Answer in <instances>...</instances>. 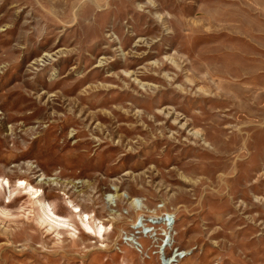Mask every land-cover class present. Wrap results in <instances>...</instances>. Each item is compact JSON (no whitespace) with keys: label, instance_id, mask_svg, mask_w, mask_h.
<instances>
[{"label":"rangeland","instance_id":"1","mask_svg":"<svg viewBox=\"0 0 264 264\" xmlns=\"http://www.w3.org/2000/svg\"><path fill=\"white\" fill-rule=\"evenodd\" d=\"M176 249L264 264V0H0V264Z\"/></svg>","mask_w":264,"mask_h":264},{"label":"bare ground","instance_id":"2","mask_svg":"<svg viewBox=\"0 0 264 264\" xmlns=\"http://www.w3.org/2000/svg\"><path fill=\"white\" fill-rule=\"evenodd\" d=\"M6 183H8V181H6ZM20 184H27L25 181H23V180H21L20 181ZM30 188V187H29ZM114 191H116V193H108V194H106V200L108 201V202H110V203H112V201L114 200V198L116 197V196H124L125 198H128L129 196L128 195H126L125 193H123V192H120L119 190H114ZM139 199H136V198H133L132 200H131V204H133V203H135V204H137V205H139ZM43 209H44V211H43V215L44 216H47V218H48V222H49V224L50 225H52V226H60V225H62V224H65L64 223V220L62 219V218H60L59 216H57L56 214H55V212L52 210V208H50L48 205H45L44 207H43ZM74 212L75 213H77L78 215H79V217H81L80 218V220H81V222H82V225H83V227L85 228V231H87V232H89V233H92V234H94L95 236H97V237H99V238H103L104 237V233H105V231H106V226L103 224V223H101L100 221L99 222H97L96 223V225L93 227L92 225H91V221H90V216L88 215V214H85V215H80V212H81V209H79V208H77V207H75L74 208ZM169 218H171L170 216H169ZM153 223H159L160 221H158V220H151ZM138 225H140V226H142L143 225V223L141 224V221H139L138 222ZM166 225V224H165ZM167 228H169L170 229V226L169 227H165V231L167 232ZM146 231H148V229H145L144 230V232H146ZM157 246H159V245H157ZM162 248V247H161ZM160 248V249H161ZM183 254H187V252L185 251V252H179V249H176V251H175V253L174 254H172V255H170V256H168V259H167V262H169L170 264H179L180 263V260L179 259H177L179 256H183ZM189 254V253H188ZM173 262H175V263H173Z\"/></svg>","mask_w":264,"mask_h":264},{"label":"built area","instance_id":"3","mask_svg":"<svg viewBox=\"0 0 264 264\" xmlns=\"http://www.w3.org/2000/svg\"><path fill=\"white\" fill-rule=\"evenodd\" d=\"M171 218H169V216H166L165 218H164V223L166 224L165 225V227H169L171 224H172V222H173V220L175 219L174 218V216H170ZM146 227H149V229H148V231H146L145 233H151V232H153V231H155V229H156V227L154 226V224L152 223V224H149V223H146L145 222V224H143L142 226H140V228H144V230L146 229ZM168 232H170L169 230V228H167L166 229ZM144 232V231H143ZM157 232V231H156ZM164 234H162L161 236H162V241H163V249H164V247L167 245V240L169 239V236L166 234L167 232L164 230ZM156 234V233H155ZM139 249V248H138Z\"/></svg>","mask_w":264,"mask_h":264}]
</instances>
